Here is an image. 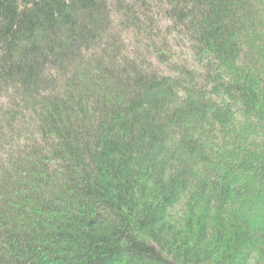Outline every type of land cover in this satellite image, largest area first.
<instances>
[{"label":"trees","instance_id":"1","mask_svg":"<svg viewBox=\"0 0 264 264\" xmlns=\"http://www.w3.org/2000/svg\"><path fill=\"white\" fill-rule=\"evenodd\" d=\"M0 264H264V0H0Z\"/></svg>","mask_w":264,"mask_h":264}]
</instances>
